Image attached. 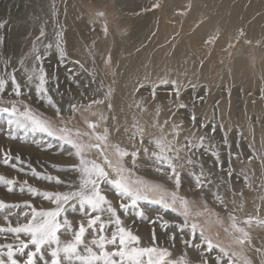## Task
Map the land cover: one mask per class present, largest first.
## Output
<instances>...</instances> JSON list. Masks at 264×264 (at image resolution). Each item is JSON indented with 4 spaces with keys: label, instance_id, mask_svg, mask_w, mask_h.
<instances>
[{
    "label": "rangeland",
    "instance_id": "rangeland-1",
    "mask_svg": "<svg viewBox=\"0 0 264 264\" xmlns=\"http://www.w3.org/2000/svg\"><path fill=\"white\" fill-rule=\"evenodd\" d=\"M95 1L91 0V2H84V6L88 5L93 7L94 13H96L99 18V20L96 21L95 28L97 27L98 33H100L102 37L105 36L107 29L111 26L110 20L114 19L116 21H122L130 17L124 12L118 11L117 6L112 0ZM165 1L167 0H148L146 8L143 10L153 19L157 20V23H154L152 28L154 30V34H158V37L156 45L151 46L152 48L154 47V49L151 51L150 56L160 54V49L166 46L169 48L173 45V48L175 49V46L179 45L182 47L184 44V39H181V35L184 30H186L185 24L176 21V16L170 20L171 18L169 13L163 11L166 7L164 6V8L161 9L162 5L167 4ZM248 1L252 3L254 0ZM261 1L264 2V0ZM24 3V0H0V24L3 25V27H0V77L8 80L5 92L0 94V108L11 107V102L16 101V106L21 111H24L25 105H27L36 117L41 120L48 121L53 128H65L70 130L73 139L78 142L85 144L97 143L95 137L97 135L102 136L99 133V128L101 126L100 118H102V116L99 114H93L91 110L92 108L89 106H76L75 110H73L71 108L72 104L66 106L61 100L63 95L59 91L58 84L59 81L64 82L61 73V68H64V63H61L60 57L55 56L53 58L50 53L43 54L42 56L39 55L41 59L37 61L38 69L43 67V69L46 68V70L50 72L47 80L50 83L47 87V95L41 94L37 91L38 83H34L31 86L28 85V82L24 80L19 70L15 67L16 63L14 65L13 58L14 55L18 54L23 36L25 34V29L18 25ZM61 3L62 2H59L58 6L62 7L63 4ZM100 3L102 6H100ZM75 6H78L76 2ZM168 7V10H171V2H168ZM160 11L161 14L159 15ZM179 11L181 16L187 17L189 14V9L184 12L182 10ZM99 13H103V15H99ZM248 15L242 11L240 12V17L237 19V21H244L246 18H249L247 25L244 26L247 28L249 25L255 23V21H258L261 13H248ZM160 21L161 23H164L163 26L160 25ZM261 21L263 22H257V29L260 32L263 31L261 34H264V11L263 20ZM135 22H131L123 27L126 28L127 26H130L131 30H133ZM98 25L100 26L98 27ZM237 31L238 33L236 38L233 39V42L228 43L226 48L224 42H222L220 38L214 37V34L212 37H205L203 39L204 41L202 40L197 42L196 39L193 43L196 54L200 55L199 57H196V59H201L199 67L200 69L203 67L205 68L202 82L200 81L196 85L195 89L189 85L186 89V93L190 96V102L194 106L200 104L201 108L208 109L209 113L204 114L202 110L198 113L192 111L191 113L196 115L197 121L195 124L191 122L190 125L195 126L197 123L199 125L200 123L208 125L207 128L199 127V129H202L203 133L210 136L211 139H206L204 141L203 149L198 151L194 150L193 153H184L185 155H190L195 163L193 165L185 164L182 170L178 169V171L181 172V186L179 194L188 199L191 219L197 221L204 227L205 234L210 236L214 242L219 243L221 247L229 250L230 253L232 251L237 252L238 255L233 258L236 261V264H244V258H247L251 264H255V260L260 262L264 261V241L261 242L263 239L258 237L254 240L249 237V235L243 245L237 244L242 247V250L238 247H232L231 245L233 244L230 242L235 243V238L241 237L242 234L235 232L232 229L230 215L236 217V223L241 227H243L244 221L249 217H253L251 222L252 224L260 227H264V224L258 223L257 220H260L259 217L252 216L249 213H247L246 218H239L236 210L231 207V202L226 201L225 195L236 193L235 196L241 201L240 190L242 189V191H244L245 189V191H249V189L253 186L249 177L236 164V159H238L242 154L250 156L253 161H257L258 158H260L258 157V152L253 147L251 139L247 138V134L250 131H255L258 124L264 127V111L260 112L252 110L245 113L244 121L246 123L242 120V114L243 110L247 108L246 105H257L260 102L262 104V101H264V82L259 80V83L253 85L250 84L253 77L247 73L234 82L220 81L216 75L217 73L211 70L208 66L211 61H214L213 63L216 65L225 61V65H230V68L236 65L238 61H241L240 65L244 63L247 68L250 67L249 65L252 60L263 62L262 65L264 64V36L262 38V35H259L256 39H249L246 33L247 29L245 30V28L241 27ZM253 51L255 53H253ZM260 52H262V54ZM13 75L16 77L17 83L21 85V96L19 97H17L12 91L11 76ZM169 86L171 87V85ZM160 87L162 88L163 85H160ZM40 94L48 102L47 105L42 104V101H39L38 96H40ZM48 97H51L56 107L49 104ZM227 100V104L231 107L232 115L235 117V121L230 127L226 125L225 120H223L221 115L222 106ZM56 108L60 109V115L56 114ZM191 116L189 117L191 118ZM9 119L10 116L8 114L0 112V176H4L5 179H11L13 181L15 179V183L11 186L0 183V200L5 201L6 199L8 204L21 205L27 201L38 210L42 208H54L55 205L47 200L42 193L58 191L66 192L70 190V185L73 188L78 186L80 181V172L78 170L80 158L75 155V149L65 141L59 139L58 136H49L46 132L33 130L31 127L20 128L15 124L9 127ZM249 121H252V126H250L251 124ZM89 124H95V129L90 128ZM213 125H215L214 132L212 131ZM221 125H223V127H221ZM77 132L80 133L79 136H76ZM225 134L230 135L231 137V140L227 138V144L224 143ZM106 143L107 148L105 151L109 158L115 161L117 156L115 155L112 146L119 145L121 148H124L121 145L123 142H119L118 144L107 137ZM144 144L147 148H149L148 146L150 144H147L146 142ZM261 146L264 149V135ZM131 148L132 147L127 149L131 150ZM152 150L153 147L151 145L149 152ZM214 151L219 153V163L216 162V157L212 155V152ZM45 152L47 153L45 154ZM84 155L88 160H95L98 163L103 162V157L96 149H90L86 151ZM16 157H19V159H16ZM6 158L8 160L7 163H5ZM123 163L126 168L133 170V179L142 178L150 182L162 184L169 190H175L174 182L158 173L155 170L156 167L154 165V159L150 155H145L141 149L135 165H133L131 157H125ZM13 165H15V167H13ZM200 165L203 166V176L201 179L204 183L201 188H197L194 177L191 173L195 171L199 174L201 171ZM3 169L14 172V177L7 171H2ZM229 171H231V176L228 175ZM46 175L52 178L48 180ZM57 178H59L61 183L56 182ZM23 179L27 181V184L22 183ZM41 179H45V181H47L45 182V185L47 184L46 188L39 187L34 183L35 181H41ZM64 185L66 186L64 187ZM29 186L37 189V194L29 193ZM9 187L13 190L9 191ZM22 187L24 188L23 192L21 191ZM56 188L59 189L57 190ZM101 188L103 194L106 196L108 195L107 198L115 203V205L113 204L114 206H117L120 203L121 198L118 196L116 190L109 189L111 188L109 187V184L102 183ZM234 188H237V191ZM217 196L223 200V203H220V201L217 200ZM261 199H263V196H261ZM124 202L127 203L128 201L125 200ZM77 206L75 210L69 208L66 213L68 219L73 222V226L76 228H78L82 219H84V222L86 223V218L83 217L81 212L77 211V209H79V205L77 204ZM261 207L263 208L264 206L262 205ZM141 210L145 213L143 217L139 215V211ZM11 211L13 212V215L10 216L9 219L13 222V225H15L17 219L21 222L24 221V217L18 214L22 211H29V209L22 207L20 209H12ZM5 214L6 213L0 212V227L7 226L8 222L3 219ZM136 214L138 215V218H140L139 224H141L138 227L139 230L136 232H138V234L143 238L145 243L149 242L152 230L155 229L157 239L161 240V238L165 237L166 240H164L166 241V246L167 242H169L168 245L170 246L167 247H171V251H173L172 253L175 258H179L181 255L186 253V259L190 261V264H201L202 255H206L209 256L211 264V260L221 257L218 250L208 253L204 251L203 248H186L181 242L179 233H177L175 247H172L170 244L171 241L168 239L172 232L175 231L172 225L182 222L183 218L178 216L175 212H172L171 209L166 210L161 205L151 203L149 201H140L139 206L136 209L129 208L127 213H123L122 220H129L130 216H136ZM158 217H162L164 220L170 222L167 229L161 227V220L158 219ZM153 221H155V223H153ZM225 229H227V231H225ZM20 238L27 239L24 234H20ZM70 238V235L61 237L62 240ZM9 242H16L15 236L11 233L0 232V243ZM198 242L199 241H197V243ZM161 243L159 244L162 247H166L164 245L165 242ZM257 243L261 246L256 245ZM45 258L48 259L49 257L46 255Z\"/></svg>",
    "mask_w": 264,
    "mask_h": 264
},
{
    "label": "bare ground",
    "instance_id": "bare-ground-1",
    "mask_svg": "<svg viewBox=\"0 0 264 264\" xmlns=\"http://www.w3.org/2000/svg\"><path fill=\"white\" fill-rule=\"evenodd\" d=\"M89 1L91 2V0H24L18 25L25 29V34L18 54L14 55L13 63L14 65L16 63L15 67L31 86L34 83H39L36 79L28 80V76L33 74V69L38 70L36 56L50 53L53 58L55 56L60 57L61 63H64V68H61L64 82L59 81L58 85L59 91L63 95L61 97L63 104L92 108L93 114L102 116L99 133L103 136L105 129H107V137L118 144L123 142L121 145L124 148H130L133 143H136V147L143 151L147 146L134 142L130 136L136 132L138 138L137 129L143 128L145 130L144 141L149 144V139L160 135L159 128L154 127V125L163 124L165 120L169 121V126H166L165 131L170 130L172 123L180 125L179 140L181 144L190 132L196 136L204 135L202 129H199L198 123L195 126L190 125L192 120L189 116L192 115V111L198 113L202 110L206 114L209 113V110L201 108L200 104L194 106L190 102V96L186 93L189 85H197L203 79L205 67L200 69L201 59H196L200 56L196 54L193 45L196 39L197 42H200L205 37H212L214 34V37H218L224 42L226 48L227 44L236 38L237 30L241 27L247 29L246 33L249 39H256L259 35H262V38L264 36L261 34L263 31L260 32L257 29V22H263L261 20H263L264 2L261 0H254L252 3L248 0H167L165 1L167 4L162 5L161 9L165 6L163 11L169 13L170 20L176 16V21L185 24L186 30L181 35L184 44L182 47L175 46V49L173 45L169 48L161 46L164 48L160 49V54L150 56L154 49L151 46L156 45L158 34H154L152 28L157 20L143 11L148 0H112L118 11L124 12L130 17L129 20H110L111 26L107 29L104 37L98 33L97 27L95 28L99 18L94 13L93 7L84 6V2ZM59 2H62V7L58 6ZM75 2L78 6H75ZM168 2L172 3L171 10H168ZM187 9H189L187 17L181 16L179 10L184 12ZM242 11L247 15L248 13H261V16L258 21L249 25L248 29L244 26L247 25L249 18L244 21H237ZM131 22H135L133 30L130 26L123 27ZM160 25L163 26L164 23L160 21ZM41 31L44 32L43 36L40 35ZM61 49L66 53L63 58L60 56ZM253 53L255 52L253 51ZM260 53L262 54V52ZM256 55L258 56L257 53ZM213 62H209L208 66L217 73L220 81L234 82L247 73L253 77L250 84L259 83V80L264 82L263 62L252 60L248 68L245 67L244 63L240 65L241 61H238L232 68L229 67L230 65L226 66L225 61L217 65ZM44 71L47 73L46 79L48 80L50 72L46 68ZM161 78L176 79L183 84L179 102L184 103L187 107H178L176 97L174 98V88L171 84H161L163 85L162 88L160 85L156 87L155 98H153V85L158 84ZM48 85L50 83L47 81L46 87ZM38 97L42 104H48L41 94ZM228 100L222 106L221 115L226 125L230 127L233 125L235 117L232 115L231 107L227 104ZM94 101H102V103H94ZM246 107L242 114L243 121L245 113L252 110L264 111V101L262 104L260 102L257 105H246ZM157 109H159V115H157ZM249 123L251 124L252 121ZM263 135L264 127L259 124L255 131H250L247 134V138L251 139L253 147L259 154L258 157L260 158L257 161H253L250 156L245 154L236 159V164L249 177L253 186L251 185L249 191L240 190L241 201L235 196L236 193L225 195L226 201L231 202V207L236 210L241 219L246 218L247 213H249L264 221V207H261L264 206V149L261 146ZM227 138L231 140L230 135H227ZM148 147L151 148V145ZM184 153L181 151V156H184ZM2 171H7L11 176L14 173L5 169ZM24 181L23 179V184ZM45 182H47L45 179H41V181L34 183L39 187L46 188ZM109 187H111L109 189H114L110 185ZM113 204L115 205V203ZM122 215L123 213H121V219H123ZM139 222L140 218L137 214L130 216L129 220L125 221L127 226L134 231L139 230L138 227L141 225ZM243 227L249 233V237L254 240L261 237L263 239L261 242L264 241V227L252 223H244ZM164 239L165 237L161 240L157 239V242H165V245L166 239ZM230 243L233 244L232 247H238L242 250V247L236 243ZM168 244L169 242H167V246H170ZM256 245L260 244L257 243ZM169 248L172 250L171 247ZM255 264H264V261L255 260Z\"/></svg>",
    "mask_w": 264,
    "mask_h": 264
},
{
    "label": "snow or ice",
    "instance_id": "snow-or-ice-1",
    "mask_svg": "<svg viewBox=\"0 0 264 264\" xmlns=\"http://www.w3.org/2000/svg\"><path fill=\"white\" fill-rule=\"evenodd\" d=\"M99 15H103V13H99ZM0 27H3V25L0 24ZM40 35L43 36L44 32L41 31ZM60 56L61 58L66 56L62 49ZM40 59L41 57L37 55L36 60L39 61ZM46 76L43 67L38 70L33 69V74L28 76L29 81L33 79L39 81L37 91L44 95L48 93ZM161 84H171L174 88L178 107H187L184 103L179 102L183 84L176 79L161 78L158 84L153 85V98H155L156 87ZM6 85H8V80L0 77V94L5 92ZM11 85L15 95L17 97L21 96V85L17 83L14 75L11 76ZM141 87H143L142 84ZM191 87L195 89L196 85L191 84ZM48 101L49 104L56 107L51 97H48ZM94 103H102V101H94ZM11 105V107L0 108V112L10 116L8 120L9 127L15 124L20 128L31 127L33 130H40L46 132L49 136H58L59 139L75 149V155L80 158L78 166L80 181L78 186L74 188L70 185V190L66 192L42 193L47 200L55 205L51 209L42 208L38 210L27 201L21 205L8 204L0 200V212L6 213L3 219L8 222L6 227H0V232L13 234L16 241L0 243V264H190V261L186 259V253L179 258H175L169 247H162L157 242L155 229L152 230L149 242L145 243L138 232L128 227L125 221L121 219V213H127L129 208L136 209L140 201L159 204L164 209H171L172 212L183 218L182 222L172 225L175 231L168 237L172 247H175L177 233H179L181 242L186 248H203L208 253L218 250L221 257L211 260V264H236L233 258L238 255L237 252L232 251L230 253L229 250L221 247L219 243L214 242L210 236L206 235L204 227L191 219L188 199L179 194L181 179L178 169H182L185 164L193 165L195 163L190 155L181 156V151L193 153L194 150L203 149L204 141L211 139L210 136L207 134L196 136L190 132L181 144L179 140L180 125L172 123L169 131H165L166 126H169L168 120H165L163 124L157 123L154 125V127L159 128L160 135L148 140L153 150L149 152L148 148H144L143 153L154 159L158 173L174 182L175 190H169L159 183L142 178H132L133 170L126 168L123 160L125 157H131L132 163L135 165L140 154L136 143H133L131 150L113 145L114 153L117 156V159L113 161L105 151L107 148V129H105V135L95 137L97 143L85 144L73 139L70 130L65 128L55 129L48 121L36 117L27 105H25L24 111L16 106V101H12ZM71 108L75 110L76 105H71ZM56 114L60 115L59 108H56ZM157 115H159V109H157ZM191 120L193 124L197 121L194 113ZM199 126L201 128L208 127L203 123H200ZM89 127L95 129L96 125L89 124ZM137 131L139 137L137 138V133L134 132L130 139L143 145L145 143V130L139 128ZM212 131H215V125L212 126ZM79 135L80 133L77 132L76 136ZM224 143H228L227 134H225ZM90 149L98 150L103 157L102 163L85 158L84 153ZM212 155L216 157V162L219 163V153L214 151ZM16 159H19V157H16ZM7 162L6 158L5 163ZM200 167L199 174L195 171L191 173L197 188H201L204 183L201 179L203 166L200 165ZM228 175L231 176V171ZM48 179H51V177H48ZM56 182L61 183L59 178L56 179ZM0 183L11 186L15 182L0 176ZM24 183L27 184V181ZM102 183H107L116 190L121 198L118 206H114L112 201L103 194ZM8 190L12 191L13 189L9 187ZM21 191H24L23 187ZM28 192L37 194V189L29 186ZM125 200L128 202L125 203ZM217 200L223 203L219 196H217ZM77 204L79 205V211L86 218V223L82 219L78 228L73 226V222L66 215L69 208L75 210ZM22 207L29 209V211L19 213L18 215L24 217V221L21 222L17 219L15 225H13V222L9 219L13 215L11 210ZM139 215L143 217L145 215L144 211H139ZM158 219L161 220L162 228L167 229L169 227V221L164 220L162 217H158ZM230 219L232 229L242 234L241 237L235 238V243L243 245L248 239L249 233L236 223L235 216L230 215ZM252 220L253 217H249L244 223L250 224ZM257 222L264 224V221L261 220H257ZM20 234H24L27 239H21ZM68 235H70V239H61L62 236ZM197 241L199 242L197 243ZM46 255L49 257L48 259L45 258ZM201 264H210L209 256L202 255ZM244 264H251V262L244 258Z\"/></svg>",
    "mask_w": 264,
    "mask_h": 264
}]
</instances>
